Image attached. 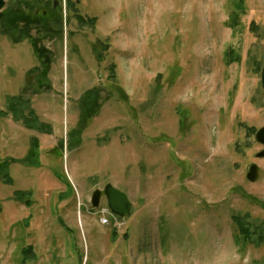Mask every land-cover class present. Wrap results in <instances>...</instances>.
Here are the masks:
<instances>
[{"label": "rangeland", "instance_id": "rangeland-1", "mask_svg": "<svg viewBox=\"0 0 264 264\" xmlns=\"http://www.w3.org/2000/svg\"><path fill=\"white\" fill-rule=\"evenodd\" d=\"M241 1L55 2L62 37L29 33L45 72L0 22V264H264V0ZM20 96L50 132L14 120ZM108 184L129 216L92 208Z\"/></svg>", "mask_w": 264, "mask_h": 264}, {"label": "trees", "instance_id": "trees-1", "mask_svg": "<svg viewBox=\"0 0 264 264\" xmlns=\"http://www.w3.org/2000/svg\"><path fill=\"white\" fill-rule=\"evenodd\" d=\"M12 6L7 12H0V22L3 26V33L8 36V38L13 43H18L22 38H26L31 46L33 54L36 56L39 67L35 68L34 71L39 70L45 72L47 67L52 61L51 52L45 48L41 47L38 44L36 39H33L29 33L32 34L33 31L36 32V35H49L56 34L60 38L63 35V25L66 23L67 19L64 20L62 15V9L59 7H54L55 2L61 4V0H11ZM237 9L242 8V1L236 4ZM67 9L74 10L72 2L67 1ZM236 15V14H235ZM77 19L85 25L89 20H84L81 16H77ZM235 19V20H232ZM234 16L231 18L232 26L236 23ZM231 26V27H232ZM99 57V56H98ZM99 59V58H98ZM33 73V71H32ZM41 85H38L37 88L46 87L45 78L40 77ZM43 78V79H42ZM12 104L8 106V111L12 114V117L16 122H20L26 129L35 130L39 133L50 132V128L47 124L39 122L37 118L30 111L29 117H26L23 113L26 109L25 100L20 96L19 98H11ZM7 113H4L6 116ZM252 132V131H251ZM35 146H37L36 138L33 139ZM2 169V168H1ZM0 179L4 184L11 182V178L7 174L0 175ZM18 198V197H17ZM29 204V202H27ZM233 222L238 227L239 234L242 236L244 242H251V233L247 224L243 219L234 217ZM24 255L23 262L28 260L30 256V248H24L22 250ZM30 253V254H29Z\"/></svg>", "mask_w": 264, "mask_h": 264}, {"label": "water", "instance_id": "water-1", "mask_svg": "<svg viewBox=\"0 0 264 264\" xmlns=\"http://www.w3.org/2000/svg\"><path fill=\"white\" fill-rule=\"evenodd\" d=\"M3 6L4 1L0 0V10ZM260 85L261 89L264 91V63L260 71ZM255 140L263 146V149L256 156L258 158H264V127L256 132ZM246 178L250 182H255L259 178L258 167L252 165ZM101 199H105L106 208L109 210L110 214L115 217L124 218L129 216L132 212V203L128 196L110 184L106 185L102 190H96L93 193L91 199V206L93 209L99 208Z\"/></svg>", "mask_w": 264, "mask_h": 264}, {"label": "built area", "instance_id": "built-area-1", "mask_svg": "<svg viewBox=\"0 0 264 264\" xmlns=\"http://www.w3.org/2000/svg\"><path fill=\"white\" fill-rule=\"evenodd\" d=\"M105 212H107L106 210H104ZM104 212V213H105ZM100 224L101 225H108L109 224V220H108V218L107 217H103L101 220H100ZM118 223H117V221H115V226L117 225ZM117 227V226H116Z\"/></svg>", "mask_w": 264, "mask_h": 264}]
</instances>
